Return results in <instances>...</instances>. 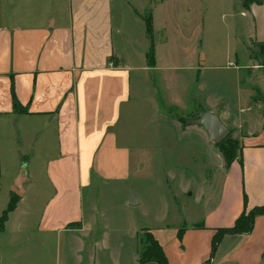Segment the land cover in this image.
Segmentation results:
<instances>
[{
  "label": "crops",
  "instance_id": "obj_1",
  "mask_svg": "<svg viewBox=\"0 0 264 264\" xmlns=\"http://www.w3.org/2000/svg\"><path fill=\"white\" fill-rule=\"evenodd\" d=\"M200 1L154 0L150 4L149 0H0V121L17 119L24 132H32L35 143H41L36 150L47 158L45 173L52 193L44 204L37 234L43 240L54 235L63 239L67 250L77 244L79 264H138L142 231L150 232L168 264H203L209 257L215 229L233 223L244 208V196L246 208L264 204V108L257 104L262 129L247 132L241 165L234 160L228 168L218 166L222 183L213 201L207 199L208 195L206 205H210L203 219L181 226L184 230L180 239L178 229L167 233L165 227L150 229L129 223L122 236L110 241L104 233L93 232L84 214L82 191L93 180L122 181L131 173V136L127 131L121 141L117 131L122 108L131 105V73L142 72L144 78L151 73L162 80L176 79L175 71L180 69L174 61L177 56L185 57V71L194 70L196 76L209 67L206 54L192 49V38L200 39L194 31L196 34L201 29L199 25L192 28V2L198 5ZM239 3L245 8L242 0ZM148 8L152 40L142 16ZM236 28L230 27L227 41H242ZM252 32L255 38L250 15L247 33ZM151 42L153 66L146 58ZM162 47L168 49L166 56L159 54ZM244 58L245 52L241 54L242 61ZM11 85L26 113L13 111ZM171 103L177 105L175 100ZM207 112L214 113L211 109ZM166 125L172 127L173 123ZM187 125L191 127L188 141L192 142V124ZM203 131L212 155L214 142ZM147 142L153 139L145 141L144 136L141 146ZM187 153L192 158V150ZM20 171L12 173L6 187L8 202ZM27 181L24 172L23 193ZM190 187L186 184L184 191ZM3 191L0 163V195ZM192 194L189 191L190 197ZM17 197L18 203L21 197ZM17 203L9 215L17 209ZM28 239L29 243L30 236ZM125 239L130 242L126 251ZM263 255L264 215H258L250 233L223 235L209 264H260ZM28 263L35 264V257H29Z\"/></svg>",
  "mask_w": 264,
  "mask_h": 264
},
{
  "label": "rangeland",
  "instance_id": "obj_2",
  "mask_svg": "<svg viewBox=\"0 0 264 264\" xmlns=\"http://www.w3.org/2000/svg\"><path fill=\"white\" fill-rule=\"evenodd\" d=\"M153 1L149 0L150 4ZM259 1L264 3V0ZM193 3L192 28L199 25L201 29L196 30V34L194 31V36L200 39L192 38V49H200L206 54L209 67L196 76L194 70L185 71V57L177 56L174 61L180 69L175 71L176 79L167 77L162 80L151 73L145 79L142 72H132L131 105L122 108L117 126L121 141H124L127 131L131 136L132 170L129 178L116 182L93 180L82 191L84 214L89 217L93 232L104 233L110 241L122 236L129 223L150 229L165 227L168 233L191 220L203 219L210 205H206V198L210 195L207 199L213 201L211 198L222 183V171L217 168L224 166V161L215 143L213 154L208 152L204 142L206 134L200 127L192 125V142L188 141L191 127L186 120L196 119L200 112L211 109L229 130L226 138L236 141L238 147L242 146L247 132L262 129L256 105L264 108V55L255 42L254 32L247 33L249 11L240 5L239 0ZM149 10L146 9L142 16ZM241 11L245 12L244 16L240 15ZM230 27L236 28L239 37L243 38L244 47L242 41H227ZM167 50L162 47L159 54L166 56ZM243 52L245 58L242 61ZM167 63H172V60ZM169 73L165 71V74ZM173 100L177 105L171 103ZM167 122L173 126H167ZM24 130L15 118L9 123L0 121L4 189L0 195V217L8 204L6 187L12 173L23 169L28 175L17 209L10 215L8 213L5 231L0 229V263L29 264L28 258L33 256L35 264H79L80 247L77 244L67 250L63 239L54 235L43 240L37 234L39 219L52 189L46 180L47 158L36 150L41 143H35L34 134H26ZM144 136L145 141L153 139L152 143L147 142L149 146H141ZM188 150H192V158ZM139 153L143 156L142 164L138 163ZM216 154H220L222 160ZM186 184L191 187L184 191ZM189 191L193 193L191 197ZM132 198L140 203L131 205ZM231 199L235 198L232 196ZM255 206L264 204L245 206L242 211L247 214ZM146 234L147 231L140 234L141 249L147 241ZM125 241L127 244L123 250L126 251L130 242ZM260 264H264V255Z\"/></svg>",
  "mask_w": 264,
  "mask_h": 264
},
{
  "label": "trees",
  "instance_id": "obj_3",
  "mask_svg": "<svg viewBox=\"0 0 264 264\" xmlns=\"http://www.w3.org/2000/svg\"><path fill=\"white\" fill-rule=\"evenodd\" d=\"M242 1L245 7L247 8V10H248V6L253 2L261 4L259 0H242ZM143 20L145 23L146 32L148 36L150 37V40H152L151 38L152 19H151L150 11H148L147 14L143 16ZM257 44L260 46L261 54L264 55V43H257ZM146 58H147L148 64L153 66L155 63L153 42L150 43L149 50L146 54ZM10 93H11L13 111L17 114L26 113L27 112L26 107L22 106L15 96L13 85H11L10 87ZM237 145L238 143L236 141L230 140L228 138H225L221 142L216 143V146L219 148V151L224 161V166L226 168H228L234 160H238L240 165L242 164L241 163L242 146L238 147ZM17 200H18V197L15 194L11 193L10 200L0 217V229L1 230L3 229V225L7 219L8 213H10L11 211L15 209ZM245 206H246V198L244 196V207ZM258 215H264V206H255L247 214H245L243 210L234 219L233 223L230 226L216 228L211 238V248H210L209 257L203 264H209L211 262V259L223 235L234 234V233L236 234L250 233L253 228L254 219ZM70 225L72 226V224ZM201 225H198V227H200ZM183 230H184L183 227H181L177 231V237L179 239L182 236ZM146 237H147V241L143 243V247L139 253L138 264H144L147 261H154L157 264H168L161 246L157 243V241L153 238V236L149 232H147Z\"/></svg>",
  "mask_w": 264,
  "mask_h": 264
},
{
  "label": "water",
  "instance_id": "obj_4",
  "mask_svg": "<svg viewBox=\"0 0 264 264\" xmlns=\"http://www.w3.org/2000/svg\"><path fill=\"white\" fill-rule=\"evenodd\" d=\"M248 11L254 22L255 42L264 43V3L253 2L248 6ZM186 123L202 127L215 144L224 140L229 134V130L221 122L219 116L211 112H200L196 119H188ZM23 179L24 171L21 169L11 188V192L16 196H21L23 193ZM132 199L131 205H136L137 202L134 198Z\"/></svg>",
  "mask_w": 264,
  "mask_h": 264
}]
</instances>
